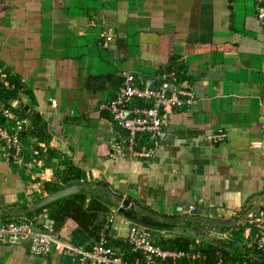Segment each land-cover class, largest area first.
<instances>
[{
  "label": "crops",
  "instance_id": "0c3cea01",
  "mask_svg": "<svg viewBox=\"0 0 264 264\" xmlns=\"http://www.w3.org/2000/svg\"><path fill=\"white\" fill-rule=\"evenodd\" d=\"M256 13V0H0V62L20 78L26 91L20 99L45 123L54 147L53 157L47 147L35 165L34 139L21 141V162L0 144V212L48 196L43 183L65 156L84 183L131 202L134 218L193 227L252 251L250 219L264 211V26ZM173 69L192 88L193 106L168 115L150 160L112 157L109 143L123 131L100 106L116 96L124 74L155 87ZM217 131L224 141H209ZM118 217L109 234L124 256L132 253L130 222ZM22 220L52 229L46 210L1 217L0 224ZM76 229L67 219L52 231L71 242ZM151 231L159 236L155 242L190 236ZM230 252L240 260L230 264L259 256ZM77 260L57 248L33 255L26 239L0 241V264Z\"/></svg>",
  "mask_w": 264,
  "mask_h": 264
},
{
  "label": "built area",
  "instance_id": "2783aa9c",
  "mask_svg": "<svg viewBox=\"0 0 264 264\" xmlns=\"http://www.w3.org/2000/svg\"><path fill=\"white\" fill-rule=\"evenodd\" d=\"M256 4V19L264 26V0H256ZM106 39L110 40V37ZM4 77L5 74L0 71V78ZM195 100L192 88L180 80L178 72L174 69L164 73L161 82L155 87L138 85L131 73L124 74L115 99L100 106L111 116L121 131L127 132L110 141L111 156L150 160L155 155L159 144L158 138L163 126L167 124L168 115L173 110L191 108ZM30 114L32 108L24 104L20 97L11 99L6 105L0 102V115L5 120V123L0 125V144L7 156L19 162L23 157L20 134L30 126ZM225 138L224 132L217 131L211 134L208 140L219 143ZM36 146L37 148L32 152V163L35 165L41 163L40 154L47 150L48 145L37 142ZM193 209L192 206L189 207L190 211ZM118 214L117 209L113 207L109 209L90 250L74 247L70 240L60 238L50 228L36 230L32 220L0 224V241L5 238L26 239L31 254L36 256L47 255L53 248L67 250L78 256L74 264H84L85 261L87 264H205L195 246L181 250L162 248L152 239L149 230L133 223H129L126 243L134 257L125 260L124 256L111 245L109 234ZM250 225L255 233L252 237L246 236V239L250 240L251 248L262 253L264 252V211L250 219Z\"/></svg>",
  "mask_w": 264,
  "mask_h": 264
},
{
  "label": "trees",
  "instance_id": "16d2710c",
  "mask_svg": "<svg viewBox=\"0 0 264 264\" xmlns=\"http://www.w3.org/2000/svg\"><path fill=\"white\" fill-rule=\"evenodd\" d=\"M0 71L5 74L4 78H0V102L6 105L11 99L20 97L21 93L26 91L24 90L23 83L20 78L17 75L12 74L7 68H3V64L1 62ZM5 83H7V85H5ZM20 113L22 114V111ZM29 120L30 126L20 134V140L23 143L24 140L30 137L36 142L45 143L48 145V150H50L48 152L50 158L53 157L54 147L49 146L51 138L47 132L45 123L34 112L30 114ZM4 123L5 120L0 115V125H3ZM35 148H37V146H35L34 149ZM66 160L67 158L64 156V160L61 159L55 167V170L53 169L54 178L43 183L44 190L47 192L48 196L68 186L80 185L84 183L83 179L81 180L79 171L71 166H68ZM60 165H65V168L62 171L59 170ZM93 193L101 194L105 199H100L96 195H93ZM110 206L109 200L102 191L89 190L87 192H80L64 197L41 209L35 210L34 212L46 210L48 219L52 221L51 228L53 231H57L67 219L73 220L77 224V229L72 234L71 244L74 247L83 246L84 250H90L93 243H95L97 239L99 229L105 220V215L107 214ZM127 213L131 217L136 216L133 210L128 209ZM29 214H31V212L25 213V215ZM2 219L4 220L6 218ZM139 220L144 223L158 226L157 222H154L149 218L141 217ZM3 223H7V221H4ZM149 231L153 233V231ZM189 235L192 236L193 239L190 238V236L186 237L184 235H178L173 239L161 240L156 243L161 247L163 246L162 248H169L173 250L188 249L189 246H202L200 250L206 256V264H216L219 259L221 260V264H230L239 260L236 258L234 261V258L231 257L232 254L236 255L238 253L219 248L195 235ZM194 238L199 240L200 245L196 244ZM222 242L230 246L234 245L232 242ZM111 245L119 246V243L111 240ZM250 249L256 251L254 250L255 248ZM133 257V253L127 252L124 254L125 260H131ZM248 264H264V257L259 255L257 256V261H248Z\"/></svg>",
  "mask_w": 264,
  "mask_h": 264
},
{
  "label": "water",
  "instance_id": "95a60500",
  "mask_svg": "<svg viewBox=\"0 0 264 264\" xmlns=\"http://www.w3.org/2000/svg\"><path fill=\"white\" fill-rule=\"evenodd\" d=\"M115 97L112 98V100H114ZM123 134H127L126 131H123ZM58 147V143L55 144ZM63 148V145H62ZM89 190H99L102 191L107 199L110 202V205L117 209V212L119 213L120 216H122L124 219H126L128 222L139 225L147 230H154L157 232H162V233H169L171 231H184L187 233H190L192 235H195L199 238H202L210 243H212L213 245L219 247V248H223L226 250H230V251H236V252H247V253H253L256 255H261L264 257V252L260 253L257 251H249L246 249H237L235 247H231L225 243H223L222 241L214 238L213 236H211L210 234H207L205 232H202L196 228L193 227H187V226H174V227H162V226H156V225H152V224H147L144 223L134 217L129 216V214L127 213V210H133L134 205L131 202H128L127 200H122L120 198H118V196H116L115 194H113L110 189L106 186H103L101 184H86V183H82L80 185H72V186H68L64 189H61L57 192H55L52 195H49L43 199H41L40 201H38L35 204H29L24 206L23 208L20 209H11V210H7L4 212H0V218L1 217H5V216H11V215H18V214H25V213H30L33 212L35 210L41 209L59 199H62L64 197L70 196V195H74L80 192H87ZM84 264H87V261L84 262Z\"/></svg>",
  "mask_w": 264,
  "mask_h": 264
},
{
  "label": "rangeland",
  "instance_id": "374dc122",
  "mask_svg": "<svg viewBox=\"0 0 264 264\" xmlns=\"http://www.w3.org/2000/svg\"><path fill=\"white\" fill-rule=\"evenodd\" d=\"M119 216V215H118ZM118 216H116V218H115V221H114V224H116L117 223V221H118ZM195 226L196 227H198V228H200V229H202L203 231H206L205 230V228H204V225L201 223H196L195 224ZM248 228H250V226H248ZM122 233L123 234H126L124 231H122ZM151 237H152V239L154 240V241H156L157 239H158V235L156 234V233H151ZM225 242H229V243H231L230 241H227V240H225ZM163 247V246H162ZM236 255H238V254H236Z\"/></svg>",
  "mask_w": 264,
  "mask_h": 264
}]
</instances>
